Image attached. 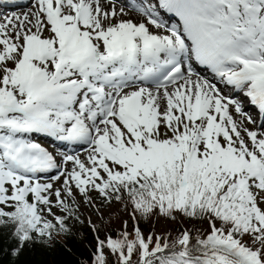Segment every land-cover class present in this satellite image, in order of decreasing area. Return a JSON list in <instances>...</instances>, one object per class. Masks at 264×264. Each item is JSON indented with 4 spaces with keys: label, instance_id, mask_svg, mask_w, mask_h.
I'll return each mask as SVG.
<instances>
[{
    "label": "snow or ice",
    "instance_id": "6c2138e0",
    "mask_svg": "<svg viewBox=\"0 0 264 264\" xmlns=\"http://www.w3.org/2000/svg\"><path fill=\"white\" fill-rule=\"evenodd\" d=\"M243 100L264 114V0H34L0 22V227L20 247L46 243L69 231L77 194L94 207L96 192L127 197L133 229L97 237L90 264H264V130L247 127ZM32 134L86 145V158ZM137 214L207 229L169 243Z\"/></svg>",
    "mask_w": 264,
    "mask_h": 264
},
{
    "label": "trees",
    "instance_id": "16d2710c",
    "mask_svg": "<svg viewBox=\"0 0 264 264\" xmlns=\"http://www.w3.org/2000/svg\"><path fill=\"white\" fill-rule=\"evenodd\" d=\"M92 198L96 204V208L92 209L95 217L93 225L86 224L79 215L75 214L65 221L69 231L59 234L54 232L46 243L33 239L20 247L18 240L13 236L12 228L0 227V264H90L97 237L104 239L109 235L116 236L123 230L125 221L128 223V231L132 232L133 210L127 197L119 202L113 199L111 203H107L95 192ZM136 223L145 237L149 234L166 236L169 243L185 229L190 230L193 236L196 235L197 230L207 229L206 223L182 216H177L173 220L160 215H151L145 219L137 214ZM17 248L20 251L17 255H13V251ZM109 259L112 264L115 258ZM133 259L135 260L136 257Z\"/></svg>",
    "mask_w": 264,
    "mask_h": 264
},
{
    "label": "rangeland",
    "instance_id": "374dc122",
    "mask_svg": "<svg viewBox=\"0 0 264 264\" xmlns=\"http://www.w3.org/2000/svg\"><path fill=\"white\" fill-rule=\"evenodd\" d=\"M119 7H121L122 5H120L119 3L117 4ZM31 6H33V4L31 3L28 7H26L25 9H19V10H17L16 12H8V13H6V14H4L2 17H1V21L0 22H3V20H4V18L5 17H9V16H12L13 14H19V13H21L22 11L23 12H25V11H27L28 9L27 8H29V7H31ZM126 10H131V9H128V8H126ZM19 11V12H18ZM30 11V10H29ZM28 11V12H29ZM132 11V10H131ZM247 115H249V114H247ZM239 118H241V117H237V119L239 120ZM256 125L255 124H252L251 125V127L249 128V129H258V128H256L255 127ZM259 130V129H258ZM35 142H38L39 143V141H41L40 139H37V138H32ZM43 144H42V146H44V147H46L49 151H51V152H54V154H56V153H61V154H63V150L62 149H57L56 148V146H51V145H49V144H46V143H44V142H42ZM57 151V152H56ZM64 153H66V152H64ZM77 152H74V153H68V154H73V155H75ZM81 154V153H80ZM84 154H86V153H84ZM58 156V158H57V160L59 161L60 159H61V156L60 155H57ZM86 158V155L84 156V157H82V159H85ZM69 168L71 167V165H69L68 166ZM56 174V173H55ZM54 175V174H53ZM41 179H42V181H47V179H48V177H41ZM56 187H59L60 186V184H59V182H57L56 183V185H55ZM93 193H95V192H91L90 193V195H91V197H92V194ZM53 200H54V197H53ZM76 201H77V205H78V210L75 212V214H77V215H79L80 216V218L86 223V224H88V225H93L94 224V222H95V217H94V215L92 214V209L93 208H96V204H95V201L93 200V198H92V204L94 205V207L93 206H91V205H89V204H87V203H84L83 202V199L77 194V196H76ZM52 211L56 214V215H64V213H62L61 211H60V209L58 208V207H53V209H52ZM98 211V213H100V211L99 210H97ZM44 215L48 218V219H53V217L52 216H49L46 212L44 213ZM69 219H70V217H69Z\"/></svg>",
    "mask_w": 264,
    "mask_h": 264
},
{
    "label": "bare ground",
    "instance_id": "6f19581e",
    "mask_svg": "<svg viewBox=\"0 0 264 264\" xmlns=\"http://www.w3.org/2000/svg\"><path fill=\"white\" fill-rule=\"evenodd\" d=\"M103 2L105 3V4H107V2H108V0H103ZM32 3V2H31ZM30 3V4H31ZM29 4V5H30ZM121 5V4H120ZM115 6H116V8L117 9H119L120 7L115 3ZM32 8H33V6H31V7H29V8H27L28 10L27 11H25V12H21V13H19L18 15H23L24 13H26V12H28L29 10H32ZM127 12H128V15L127 16H125V17H123L124 19H128V18H131V19H133V20H136V21H140L141 19H142V17L139 15V13L138 12H136V11H131V10H126ZM19 12V11H18ZM239 119H242V118H239ZM251 125L252 124H248L247 125V127L248 128H250L251 127ZM256 127V126H255ZM255 130H258V129H255ZM260 130H264V129H259L258 131H260ZM57 152V151H56ZM77 153L76 154H79L80 156H81V158L82 157H84L86 154H84L85 152H84V148L83 149H80L79 151H76ZM81 153V154H80ZM75 154V155H76Z\"/></svg>",
    "mask_w": 264,
    "mask_h": 264
}]
</instances>
